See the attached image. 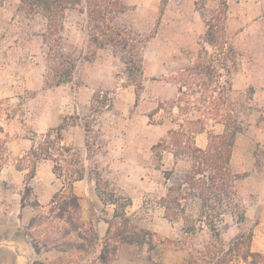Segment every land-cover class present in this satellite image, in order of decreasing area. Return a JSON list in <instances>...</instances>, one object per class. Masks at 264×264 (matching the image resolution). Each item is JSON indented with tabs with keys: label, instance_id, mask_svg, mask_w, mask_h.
<instances>
[{
	"label": "rangeland",
	"instance_id": "rangeland-1",
	"mask_svg": "<svg viewBox=\"0 0 264 264\" xmlns=\"http://www.w3.org/2000/svg\"><path fill=\"white\" fill-rule=\"evenodd\" d=\"M113 1L123 7L112 16V26L130 39L124 50L92 42L86 17L78 11L64 17L56 45L47 42L46 21L40 15H27L20 0H0V171L14 166L26 175L34 162L30 151L47 131L64 124L63 145L71 149L65 155L71 162L60 163L64 189L33 220L28 231L32 242L80 251L87 258L85 264L94 263L99 251L95 234L73 208L67 180L84 167L100 197L116 204L118 224L110 227L111 241L106 246L109 260L115 243L129 236L140 239V244H134L140 249L155 257L162 255L152 264H184L192 246L200 249L212 237L203 229L187 243L181 219L159 222L162 194L181 182L189 163L179 156L174 165L169 151L160 150L161 157L152 151L174 124L163 111L151 116L159 105L176 98L171 77L199 52L205 21L219 0H168L163 7L161 0ZM226 3V30L238 55L228 102L242 126L231 170L239 177L245 218L237 222L228 216L218 227L224 248L240 235L252 233L250 250L264 255L262 209L247 212L250 203L262 201L264 194V0ZM49 46L75 65L71 78L60 86L50 85L56 72L50 70ZM173 91L174 98L168 99ZM223 129L215 125L212 130L221 133ZM204 139L207 143V133ZM131 162L136 167L151 164L149 181L137 188L143 192L136 194L133 206L129 196L114 197L108 181L100 177V171L109 172L116 163L125 173L126 163ZM164 172L172 173L169 180ZM121 184L128 187L129 182ZM31 200L25 199L24 204ZM196 208L192 203L187 211L196 215ZM23 231L26 236V227ZM231 264L244 263L235 259Z\"/></svg>",
	"mask_w": 264,
	"mask_h": 264
},
{
	"label": "trees",
	"instance_id": "trees-1",
	"mask_svg": "<svg viewBox=\"0 0 264 264\" xmlns=\"http://www.w3.org/2000/svg\"><path fill=\"white\" fill-rule=\"evenodd\" d=\"M167 1L161 0L162 7ZM20 3L21 10L27 15H40L46 21L44 39L47 42L53 41L56 45L66 11L77 10L86 17L92 42L100 46L121 47L123 50L130 45L125 31L112 26L114 13L123 11L117 1L20 0ZM226 12V0H219L214 13L205 21L206 30L199 52L188 66L171 77L170 83L177 90L176 98L159 105L151 116L163 111L174 124L166 138L154 145L152 151H157L159 157L162 156L160 150L169 151L175 159V165L179 156L186 158L189 163V169L181 182L168 187L165 196L160 199L164 217L170 222L181 219L187 243L203 229L212 237V241L200 249L192 246L184 264H231L235 259H240L244 264H264V255L250 250L252 233L240 235L231 246L224 248L218 227L225 217L229 216L237 222L245 218L237 187L239 177L231 170L234 145L242 132V126L228 102L231 77L238 68V55L226 30ZM47 58L50 70L56 72L54 81L53 78L49 79L51 86H60L71 78L75 65L70 58L54 52L53 46L48 47ZM138 71L141 72V67ZM58 72L61 74L57 75ZM215 125L223 126V132L215 133L212 130ZM64 128L65 125L60 124L47 131L37 147L30 151L34 162L25 175L22 205L31 194L29 184L38 162L50 161L58 179H61L60 163L71 162L65 158L71 149L63 145L61 132ZM204 132L207 133V144L201 149L195 145V136ZM171 174L164 172L167 180ZM83 177L84 167H81L73 171L67 180L73 183ZM59 196L55 195L51 203L54 204ZM71 203L74 209H78L77 198L73 195ZM192 203L197 205L196 215L187 211ZM121 216H124V212ZM124 221L127 222L126 219ZM32 223L33 220L30 226ZM93 238L96 239V236ZM122 242L141 243L140 239L129 236ZM33 246L37 251V245ZM107 250L105 246L100 255L103 263L109 261ZM112 251L114 253L115 247Z\"/></svg>",
	"mask_w": 264,
	"mask_h": 264
},
{
	"label": "crops",
	"instance_id": "crops-1",
	"mask_svg": "<svg viewBox=\"0 0 264 264\" xmlns=\"http://www.w3.org/2000/svg\"><path fill=\"white\" fill-rule=\"evenodd\" d=\"M77 10H68L75 12ZM79 13V12H78ZM79 15L84 16L79 13ZM173 88H175L173 86ZM176 93V92H175ZM174 91L169 98H174ZM213 129V128H212ZM204 133L195 136V145L198 148H205L206 140ZM172 155V154H171ZM173 157V156H172ZM50 161H40L36 164L34 177L30 180L31 194L29 198L32 200L22 205V199L25 190V173L19 171L14 166L0 171V264H85L87 258L80 251H68L59 247L46 246V243H38L37 251L34 248V242L29 237L28 231L30 223L44 210L52 205L55 195L63 192V184L53 171ZM175 165V162H172ZM117 164V163H116ZM112 164L109 172H101L100 177L110 184L114 197L129 196L135 204L138 193L143 192L137 190L142 184L148 183L150 169L148 164L135 166L134 163H126V172L120 173L118 164ZM27 174V173H26ZM128 181V187L121 182ZM247 180H251L248 177ZM148 185V184H147ZM71 193L77 198L78 211L84 224H89L96 236L94 240L98 247L94 263L89 264H152L156 257L152 252L144 251L134 244L126 242H116L114 253L110 255V260L103 263L100 255L107 242H110L108 231L113 224L117 223L115 216L116 204L104 202L97 192L95 182L88 174H84L82 180L71 183ZM137 194V195H136ZM249 196L252 193H248ZM165 193L161 197H164ZM261 207L264 215V194L262 201H252L247 212H251L254 208ZM160 210V221H165L164 210L158 205ZM163 212V213H162ZM129 213L126 212V216ZM133 223V221H131ZM32 225V224H31ZM24 227H26V236L24 235ZM264 228V216H263Z\"/></svg>",
	"mask_w": 264,
	"mask_h": 264
}]
</instances>
